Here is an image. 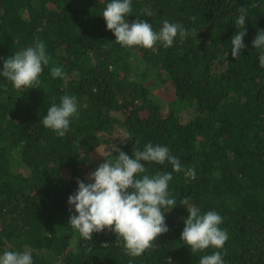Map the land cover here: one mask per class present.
<instances>
[{"label": "trees", "instance_id": "16d2710c", "mask_svg": "<svg viewBox=\"0 0 264 264\" xmlns=\"http://www.w3.org/2000/svg\"><path fill=\"white\" fill-rule=\"evenodd\" d=\"M105 3L0 0V57L38 41L50 56L29 88L0 77V251H30L34 264H199L215 249L193 254L180 240L194 205L223 217L225 264H264V68L252 45L264 29V0H133L129 22L137 15L155 30L164 20L186 30L171 47L148 49L115 42L100 14ZM241 9L246 47L232 57ZM54 66L63 78L51 76ZM63 95L77 97L78 112L60 137L41 119ZM148 142L182 164L169 182L177 201L164 213L169 230L137 257L107 229L81 239L67 224V199L95 170L86 156L107 145L111 158L113 144L132 155Z\"/></svg>", "mask_w": 264, "mask_h": 264}, {"label": "clouds", "instance_id": "9594fccd", "mask_svg": "<svg viewBox=\"0 0 264 264\" xmlns=\"http://www.w3.org/2000/svg\"><path fill=\"white\" fill-rule=\"evenodd\" d=\"M133 12V0H106L100 14L106 21L107 29L115 36L121 47L139 46L145 49L157 44L171 47L177 36L185 35V28L178 22L164 20L159 30H155L147 19L129 22ZM145 16L152 10L146 9ZM247 12L240 10L234 24L237 31L231 36V55L239 57L246 47L244 28ZM254 49L259 51V65L264 68V29H258L252 40ZM50 56L42 41L14 51L6 59L0 57V77L11 82L12 88L21 90L39 83L40 75L48 65ZM51 76L63 78L61 66L50 70ZM78 112V100L74 95H63L60 102L51 104L41 123L57 136L63 137L70 128L72 118ZM123 142V141H122ZM139 143V141H135ZM113 157L106 159L90 172L88 180L77 178L76 190L68 196L70 216L67 224L83 240H91L92 233L110 230L116 234L130 257L142 255L153 246L159 234L167 232L165 212L177 205L171 196L169 182L173 172L182 169L180 158L171 153L163 144L145 143L142 149L133 150L129 155L121 148L112 145ZM171 165V171L146 173V163ZM189 177L195 179V169H188ZM184 203H187L186 201ZM184 205V204H182ZM188 215L184 217V227L180 240L193 254L208 248L215 249L199 258V264H225L222 249L228 240V233L220 227L223 217L215 210L202 212L197 206H187ZM0 264H34L30 251H0ZM131 264V262H130Z\"/></svg>", "mask_w": 264, "mask_h": 264}, {"label": "rangeland", "instance_id": "374dc122", "mask_svg": "<svg viewBox=\"0 0 264 264\" xmlns=\"http://www.w3.org/2000/svg\"><path fill=\"white\" fill-rule=\"evenodd\" d=\"M109 147L107 145H101L97 147L93 152L86 156L84 162L85 165H91L90 167L95 169L100 163H102L107 156Z\"/></svg>", "mask_w": 264, "mask_h": 264}]
</instances>
